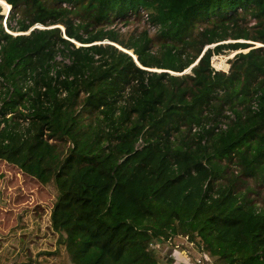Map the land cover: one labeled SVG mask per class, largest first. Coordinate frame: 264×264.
I'll return each instance as SVG.
<instances>
[{
    "label": "trees",
    "instance_id": "1",
    "mask_svg": "<svg viewBox=\"0 0 264 264\" xmlns=\"http://www.w3.org/2000/svg\"><path fill=\"white\" fill-rule=\"evenodd\" d=\"M6 4L31 31L0 24V160L53 185L69 262L164 264L183 237L216 264H264V0Z\"/></svg>",
    "mask_w": 264,
    "mask_h": 264
},
{
    "label": "rangeland",
    "instance_id": "2",
    "mask_svg": "<svg viewBox=\"0 0 264 264\" xmlns=\"http://www.w3.org/2000/svg\"><path fill=\"white\" fill-rule=\"evenodd\" d=\"M7 11L8 9L6 14ZM2 12L0 7V16ZM11 16L13 20L9 21V25L15 28L20 16L12 11ZM126 22L124 24L123 21L116 19L108 27L118 29L122 34L134 31L139 33L143 29L137 20L130 19ZM38 27L45 29L42 26ZM30 31L31 29L15 34L13 30V36L27 35ZM153 31L151 29L150 34ZM106 43L108 42H104ZM75 46L79 44L75 43ZM226 52L211 57L210 64L216 71H228L230 57L226 56ZM57 59L60 60V57ZM55 197L53 185H41L0 160V264H71L63 248L57 245V234L50 226V214ZM170 249L173 257L171 255L168 257ZM157 252V256L164 264H183L181 259L189 264H216L213 258L202 254L196 244L183 237L174 239L173 249L170 245H160Z\"/></svg>",
    "mask_w": 264,
    "mask_h": 264
},
{
    "label": "built area",
    "instance_id": "3",
    "mask_svg": "<svg viewBox=\"0 0 264 264\" xmlns=\"http://www.w3.org/2000/svg\"><path fill=\"white\" fill-rule=\"evenodd\" d=\"M3 18L1 19V30L4 32V33H6V34H8V35H11V36H13L14 35V33H13V30L15 31V34L16 33H18L17 32V30H16V28H17V26L14 28V26H10L9 24H10V20H13V18H12V16H13V14H12V16H11V8L9 7V9H8V11H7V14H3L2 13V15H1ZM35 28H39L38 26H35ZM151 29H153L154 31H155V28L154 27H149L148 28V31L150 32L151 31ZM153 31V32H154ZM2 44H3V41L0 39V59H1V48H2ZM27 84H30V82H29V80L26 82ZM2 91H5L4 89H2ZM9 95L10 94H2L1 95V91H0V107H2V105H3V103H4V101H7L8 99H9ZM253 107H255V105L253 106ZM224 115L227 117H232V115H231V113L230 112H228V111H226L225 113H224ZM226 128V124H225V121H221L218 125H217V127H216V131H219V130H223V129H225ZM197 131H199V127H197V126H193L192 127V132H197Z\"/></svg>",
    "mask_w": 264,
    "mask_h": 264
},
{
    "label": "water",
    "instance_id": "4",
    "mask_svg": "<svg viewBox=\"0 0 264 264\" xmlns=\"http://www.w3.org/2000/svg\"><path fill=\"white\" fill-rule=\"evenodd\" d=\"M63 32H64V30L62 29V28H60ZM65 38V37H64ZM256 46H259V45H257V44H255ZM116 47V46H115ZM126 53H128V52H126ZM237 52H231V51H227L226 52V56H228V57H230V59L231 58H233L234 57V55L236 54ZM128 55H130L132 58H133V61H134V63L140 68V66L138 65V63H137V60H136V58L134 57V56H132L130 53H128ZM189 70V69H188ZM188 70H186V71H188ZM147 71H155V70H147ZM184 73H187V72H184Z\"/></svg>",
    "mask_w": 264,
    "mask_h": 264
},
{
    "label": "bare ground",
    "instance_id": "5",
    "mask_svg": "<svg viewBox=\"0 0 264 264\" xmlns=\"http://www.w3.org/2000/svg\"><path fill=\"white\" fill-rule=\"evenodd\" d=\"M7 5V4H6ZM8 6V5H7ZM9 7V6H8ZM3 14H6V12L4 13V8H3V12H2ZM60 28H62V27H60ZM63 29V28H62ZM258 45V44H257ZM116 46V45H115ZM116 47H118V46H116ZM119 48V47H118ZM119 49H121V48H119ZM130 53V52H129ZM219 60V59H218Z\"/></svg>",
    "mask_w": 264,
    "mask_h": 264
},
{
    "label": "crops",
    "instance_id": "6",
    "mask_svg": "<svg viewBox=\"0 0 264 264\" xmlns=\"http://www.w3.org/2000/svg\"><path fill=\"white\" fill-rule=\"evenodd\" d=\"M183 264H189V262H186L184 259H181Z\"/></svg>",
    "mask_w": 264,
    "mask_h": 264
},
{
    "label": "clouds",
    "instance_id": "7",
    "mask_svg": "<svg viewBox=\"0 0 264 264\" xmlns=\"http://www.w3.org/2000/svg\"><path fill=\"white\" fill-rule=\"evenodd\" d=\"M1 7V6H0ZM10 7V6H9ZM11 8V7H10ZM12 11V10H11ZM2 19V18H1ZM0 24H1V20H0ZM37 26H39V25H37ZM156 71V70H155Z\"/></svg>",
    "mask_w": 264,
    "mask_h": 264
}]
</instances>
